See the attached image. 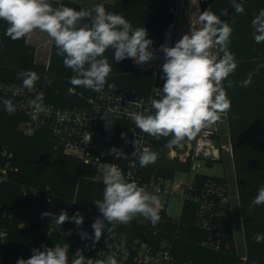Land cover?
Returning <instances> with one entry per match:
<instances>
[{"label":"trees","instance_id":"obj_1","mask_svg":"<svg viewBox=\"0 0 264 264\" xmlns=\"http://www.w3.org/2000/svg\"><path fill=\"white\" fill-rule=\"evenodd\" d=\"M237 2L243 3L245 10L242 14L235 13L231 0L203 2L202 12L209 9L220 15L222 9H227L228 16H221V19L233 28L229 51L234 54L238 66L228 77L234 86L228 88L227 81L224 82L227 96L231 100V109L225 115L233 150L245 259L236 255L232 244L231 250L225 251L201 246L199 240L203 233L194 226V206L189 203L184 205L180 220L173 221L161 212L155 226L150 221L130 222L127 225H111L105 221V226L117 231L126 244L135 238L156 245L166 241L179 258L193 260L196 264H264V242L256 243L254 239L255 234H264V205L252 204L259 188L264 186V43H255L251 27L254 16L260 9H264V0ZM100 3L104 4L106 11L124 16L133 27L146 28L148 38L154 46H158L163 40L165 27L172 20L171 8L175 0H112ZM59 4L77 10L80 8L72 0H62ZM7 26L0 20V33L4 41V49L0 53V78L22 83L17 78L18 73L32 70L40 76L36 86L43 88L45 101L60 108L84 105L95 91L83 87L69 91L71 85L68 81L74 73L64 66L63 57L56 54L54 43L51 45L49 64L45 67L35 60V47L27 42V38L13 41L6 35ZM104 55L112 65L108 84L116 85L115 89H109L106 84L105 90L144 96L154 86L163 87L162 70H140L132 64L131 58L116 62L111 49ZM249 73H253L252 83L248 87H241L239 82L246 79ZM23 120L24 117L16 111L11 115L4 109L0 112V148L7 146L19 167L15 176L17 182L0 186V203L14 205L19 184L24 183L39 190L48 186L54 193L50 202L38 194L32 200L31 208L35 212L59 215L61 211H67L71 218L77 211L84 215V206L98 208L94 201L103 199L105 185L93 179L92 166L65 154L57 135L49 130H39L30 136L23 134L19 129ZM170 138H154L152 151L158 153V159L154 164L146 166L149 175L172 176L175 170L184 168L177 161L165 157ZM202 178L205 176H197V180ZM93 222L83 220L80 228L91 227ZM67 224L79 229L74 221H68ZM1 227H6L8 234L4 242L0 241V264H17L20 258H30L32 249H42L45 245L54 247L65 240L58 234H47L44 222H34L30 228L23 229L18 219L10 222L0 217ZM226 239L233 241L230 219L225 224V242ZM67 244L70 246L69 257L72 258L75 253L72 246ZM86 257L93 258V255Z\"/></svg>","mask_w":264,"mask_h":264},{"label":"clouds","instance_id":"obj_2","mask_svg":"<svg viewBox=\"0 0 264 264\" xmlns=\"http://www.w3.org/2000/svg\"><path fill=\"white\" fill-rule=\"evenodd\" d=\"M231 3L235 13L244 12L242 2L231 0ZM221 16H228V10L222 9L220 15L209 9L198 12V28L192 27L190 34L183 35L174 46L161 45L159 51L165 59L162 65L164 84L162 89H153L156 97L151 100L153 111L127 113L141 132L155 139L171 137L166 145L169 148L181 145L186 138L194 139L202 129L216 124L231 109L224 82L227 81L228 88L234 86L228 77L238 65L229 51L233 28ZM0 20L8 25L6 35L13 41L26 40L37 29L47 33L56 47V54L63 57L64 66L74 73L68 81L69 91L83 87L99 93L106 84L109 89L116 88V85L108 84L112 65L104 54L109 49L116 62L131 58L140 66L157 58L146 28L133 27L121 14L106 11L103 3L94 8L80 6L77 10L63 4L53 6V0H0ZM251 27L255 43H264V9L254 16ZM252 76L253 73H249L239 82L240 86H250ZM17 78L29 92L34 91L40 80L32 70L18 73ZM9 91L17 95L21 89L13 85L9 86ZM29 103L36 111H43V93L36 94ZM3 105L9 115L16 110L11 99H4ZM84 140L90 142L91 134H86ZM133 144L135 150L131 155L138 156L141 167L157 161L158 153L149 147H141L138 140ZM111 152L117 155L118 149L112 148ZM103 183V199L94 201L102 218L98 217L91 225L94 237L84 231L79 233L82 240L92 239L95 247L104 234L105 221L111 225H127L140 215L153 226L158 223L160 202L157 196L136 182H129L117 166L105 167ZM252 204L264 205V186L259 188ZM43 217H50L59 228L68 221H74L80 228L84 220L78 211L71 218L67 211H61L59 215L43 212ZM254 239L256 243L264 242V234H255ZM69 247L63 243L34 248L30 258H20L17 264H118L114 255L94 260L86 257L82 250H77L70 261Z\"/></svg>","mask_w":264,"mask_h":264},{"label":"built area","instance_id":"obj_3","mask_svg":"<svg viewBox=\"0 0 264 264\" xmlns=\"http://www.w3.org/2000/svg\"><path fill=\"white\" fill-rule=\"evenodd\" d=\"M208 0H175L171 8L172 20L163 32L160 45H152L156 51V59L144 65L132 64L140 70H162L165 62L163 52L159 51L161 45L169 47L185 34H190L191 28H198L197 14L202 13V3ZM103 2V1H100ZM4 49V41L0 33V53ZM51 51V48H50ZM215 51V49H214ZM50 54L44 63L49 64ZM20 88V94L14 95L9 86ZM154 86L144 96L119 93L110 90L94 92L87 98L82 106L60 108L45 101L44 110L36 111L30 101L36 94L43 93L41 86H35L33 92L24 89L22 83L6 81L0 78V112L4 109L3 100L11 99L15 111L20 113L24 120L20 122L19 129L25 135H33L39 130H49L57 135L59 143L65 154L76 157L82 164L91 165L94 171L93 179L103 182L104 169L107 166H117L129 182H136L147 192L157 196L159 200V214L163 212L173 221L181 218L186 203L194 206V226L203 233L199 240L201 246L215 251L231 250L230 244L224 240L225 224L231 216V192L225 178L208 176L204 173L214 163L221 161L224 155L233 161V150L227 133L226 140L221 139L219 121L205 129L194 139H185L181 145L168 148L166 157L177 161L182 169L174 171L172 176H157L148 174L147 167L139 165L138 156L131 154L135 150L133 141L138 140L141 147L152 150L154 138L141 132L127 115L132 111L148 114L151 109V100L155 97ZM140 105V107H137ZM91 134V140L85 143L86 134ZM118 149V154L111 152ZM19 171L14 161L12 151L7 146L0 148V186L17 182L15 179ZM197 176H205L197 180ZM42 194L46 202L54 198L53 191L46 186L44 189L20 183L17 201L12 206L0 203V217L10 222L18 219L23 229H28L34 222H44L47 234H58L65 240L59 244L69 243L72 250H82L85 256L93 255V259H104L114 255L118 264H196L193 260L179 258L166 241L152 244L135 238L130 244L122 242L120 235L114 229L108 231L106 225L104 234L99 242L92 246V239L82 240L79 233L87 232L94 237V230L90 226L74 229L67 222L60 228L50 217H43L44 211L35 212L31 208L32 200ZM177 211L173 217L170 212ZM84 221H95L102 214L98 208L84 206ZM149 220L139 218L138 215L131 222L144 223ZM122 225V224H115ZM156 233V231H155ZM8 234L6 227L0 228V241L4 242ZM70 261L71 258L69 257ZM242 260L245 257H241Z\"/></svg>","mask_w":264,"mask_h":264},{"label":"rangeland","instance_id":"obj_4","mask_svg":"<svg viewBox=\"0 0 264 264\" xmlns=\"http://www.w3.org/2000/svg\"><path fill=\"white\" fill-rule=\"evenodd\" d=\"M61 1L62 0H60L59 2ZM75 3L78 6H89L93 8L98 4L93 0H77L75 1ZM225 117L226 115L223 114L219 121V133H220L221 139H224V140H226L227 138V126H226V121L224 119ZM165 157H166V154H165ZM204 173L208 176L225 178V180L227 181L230 187V192H231L230 196H231V202H232L230 221H231L233 241H229V239H226V243L230 245L232 244L237 256H239L240 258L245 257L246 256L245 242H244L243 231H242V226H241L239 197H238L237 182H236L234 168H233V161L230 159V157L224 155L221 161L209 166L207 169L204 170ZM177 213H178L177 211L170 212V214L173 217H176ZM138 217L144 219V217L140 215H138Z\"/></svg>","mask_w":264,"mask_h":264},{"label":"crops","instance_id":"obj_5","mask_svg":"<svg viewBox=\"0 0 264 264\" xmlns=\"http://www.w3.org/2000/svg\"><path fill=\"white\" fill-rule=\"evenodd\" d=\"M53 6H56L59 4L60 0H53ZM57 1V2H56ZM77 1V0H75ZM96 3L103 1V2H111L112 0H93ZM27 42L35 47V60L38 63H44L47 56L50 54V48L52 45V41L50 37L47 35V33L42 32L40 30L33 31L28 37ZM226 121V117L224 118ZM227 126V121H226ZM227 133H228V127H227Z\"/></svg>","mask_w":264,"mask_h":264}]
</instances>
